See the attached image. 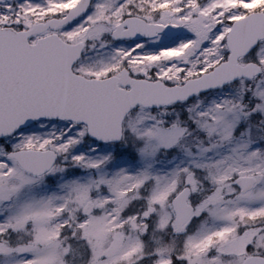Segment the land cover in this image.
<instances>
[{"label": "rangeland", "instance_id": "1", "mask_svg": "<svg viewBox=\"0 0 264 264\" xmlns=\"http://www.w3.org/2000/svg\"><path fill=\"white\" fill-rule=\"evenodd\" d=\"M75 1L2 0L0 26L59 17ZM253 10L264 11V0H91L53 30L82 42L72 70L85 77L125 67L176 84L225 59L231 21ZM127 15L164 29L111 39ZM250 60L261 67L251 79L158 108L135 105L118 141L98 142L83 123L59 119L0 137V264H241L264 256V39L239 58ZM28 148L52 149L56 160L29 174L7 156ZM242 174L256 179L246 192L233 182ZM183 186L192 218L173 233L170 199Z\"/></svg>", "mask_w": 264, "mask_h": 264}, {"label": "water", "instance_id": "2", "mask_svg": "<svg viewBox=\"0 0 264 264\" xmlns=\"http://www.w3.org/2000/svg\"><path fill=\"white\" fill-rule=\"evenodd\" d=\"M89 2L77 0L64 16L33 24L27 30L0 27V137L36 119L69 118L85 123L87 134L94 139L117 141L121 137L122 119L135 104L159 107L185 100L237 77H252L260 70L253 61L240 64L237 59L264 38L262 11H252L233 20L225 37L229 51L226 59L180 84L131 77L125 69L104 78H86L71 70L82 49L80 42L67 43L51 34L27 43L28 34L46 25L54 28L74 19L85 11ZM162 28L160 23L127 16L115 24L111 36L150 37ZM7 155L14 157L25 171L36 175L49 169L56 159L51 149H18ZM235 183L243 192L252 187L254 177L239 175ZM188 195L189 187L185 186L171 198L174 232L182 230L191 219ZM241 264H264V257L248 255Z\"/></svg>", "mask_w": 264, "mask_h": 264}, {"label": "flooded vegetation", "instance_id": "3", "mask_svg": "<svg viewBox=\"0 0 264 264\" xmlns=\"http://www.w3.org/2000/svg\"><path fill=\"white\" fill-rule=\"evenodd\" d=\"M49 28H46L45 30H47V31H45L44 32V30L42 31V32H38L37 34H36V36H35V38H37L38 36H43V35H45V34H48V33H50L51 32V30H48Z\"/></svg>", "mask_w": 264, "mask_h": 264}]
</instances>
